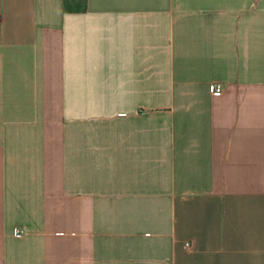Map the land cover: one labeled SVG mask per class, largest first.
<instances>
[{"label": "crops", "instance_id": "obj_1", "mask_svg": "<svg viewBox=\"0 0 264 264\" xmlns=\"http://www.w3.org/2000/svg\"><path fill=\"white\" fill-rule=\"evenodd\" d=\"M0 264H264V0H0Z\"/></svg>", "mask_w": 264, "mask_h": 264}, {"label": "built area", "instance_id": "obj_2", "mask_svg": "<svg viewBox=\"0 0 264 264\" xmlns=\"http://www.w3.org/2000/svg\"><path fill=\"white\" fill-rule=\"evenodd\" d=\"M223 89H224V86L222 85L221 82L219 81H215L211 84L210 86V92L213 94V95H219L223 92ZM14 235L16 237H21V236H24L25 235V230L23 228H15L14 230ZM187 247L191 248L192 245L190 243H187L186 244Z\"/></svg>", "mask_w": 264, "mask_h": 264}, {"label": "trees", "instance_id": "obj_3", "mask_svg": "<svg viewBox=\"0 0 264 264\" xmlns=\"http://www.w3.org/2000/svg\"><path fill=\"white\" fill-rule=\"evenodd\" d=\"M86 7V0H64L66 12L83 11Z\"/></svg>", "mask_w": 264, "mask_h": 264}]
</instances>
